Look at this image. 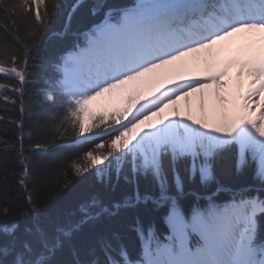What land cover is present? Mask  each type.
Here are the masks:
<instances>
[{
	"label": "snow or ice",
	"instance_id": "obj_1",
	"mask_svg": "<svg viewBox=\"0 0 264 264\" xmlns=\"http://www.w3.org/2000/svg\"><path fill=\"white\" fill-rule=\"evenodd\" d=\"M81 4L82 0L71 4L66 29ZM61 7L62 0H0L4 14L0 27L19 45L14 47L7 40L0 43V74L18 80L15 86L0 84V90L11 89L22 95L30 82L29 61L37 59L32 52L51 30ZM21 22L26 29L23 38L18 34ZM238 34L244 39L242 44L234 50L224 45ZM84 36L82 44L54 65L59 76L54 81L45 80L39 89L42 100L63 106L65 114L56 125L60 136L69 127L77 140L85 142L111 136L112 132L118 134L77 156L69 167L75 176L90 171L104 176L113 170L119 176L125 166L133 176L151 175L158 195L142 197L137 191L135 200L125 203L131 206L151 199L157 206H167L169 229L161 239L151 228L145 232L138 226L141 252L136 260L130 258L123 244L112 256L111 242L102 240L106 250L103 264H264V0H136L130 8L109 9ZM225 54L227 58L221 59ZM161 69H171L174 75L161 73ZM193 93L199 94V117L188 99ZM3 99L11 100L9 96ZM182 99H188L186 113L180 106ZM93 102H103L109 109L100 114L101 123L112 121L97 132L81 115ZM20 107L23 111V99ZM166 109H171V115L165 114ZM14 123L23 127L22 120ZM128 134L132 135L124 139ZM32 147L47 151L50 145L37 142ZM230 150L236 151L238 170L250 161L256 164L255 178L260 184L234 193L222 204L210 194L206 206H196L190 216L186 215L179 202L184 181L177 164L188 161L189 179L199 174L201 183L206 184L213 179L214 160ZM17 156L23 169L18 184L27 193L30 167L23 143ZM166 159L176 196L170 192ZM4 188L0 193V257L14 258L11 262L0 260V264H54L57 251L81 223L109 211L93 199L82 206V221L60 226L55 234L39 226L25 229L36 237L40 245L37 251L31 241L21 242L17 235L16 217L28 218L36 210L31 194L26 196L29 207L17 212L18 197L9 195L6 182ZM113 239L119 241L120 237L114 235ZM86 264L101 262L93 253Z\"/></svg>",
	"mask_w": 264,
	"mask_h": 264
},
{
	"label": "trees",
	"instance_id": "obj_2",
	"mask_svg": "<svg viewBox=\"0 0 264 264\" xmlns=\"http://www.w3.org/2000/svg\"><path fill=\"white\" fill-rule=\"evenodd\" d=\"M73 2L74 0H62V7L53 18L51 30L43 39H40L37 51L32 52V56L37 59L29 61L30 82L25 86L22 95L11 89L0 90V117H2L0 119V193L5 191L6 182L9 195L18 197L20 207L16 209L17 212L29 207L26 196L28 193L31 194L37 206L36 210L31 212L28 218L16 217V222L19 224L17 235L21 242L31 241L33 248L37 251L40 250V245L36 237L26 233L25 229H35L39 226L48 233L55 234L60 226L82 221L81 208L93 199L109 210L96 219L81 223L79 229L65 241L64 247L57 251L53 258L54 264H77V261L86 264L93 259V253L103 264L106 259V250L100 243L102 240L111 242L114 249L111 252L112 256L117 255L116 250L119 249L120 244H123L130 258L136 260L141 252V238L137 234L138 226L145 232L151 228L161 239H164L169 231L165 219L167 206H157L151 199L141 200L131 206L125 203L135 200L137 191L142 197L146 194L152 197L157 196L159 189L155 180L151 175L133 176L128 166H125L119 176L114 170L104 176H98L95 171H90L83 176H75L69 167L71 161L94 148L96 144L101 142L106 144L118 133L112 132L111 136L94 137L87 142L77 140L71 127L65 135H58L56 125L65 114L64 108L59 104L44 102L43 93L39 91L44 87L45 80L54 81L58 78L59 74L54 65L59 62V58L77 44H82L85 39L84 34L93 25L99 23L109 9L122 10L124 7L135 4L136 0H82L81 6L73 14L66 29L68 12ZM94 9H98L95 14H93ZM3 15L0 11V16ZM18 34L22 38L26 35L22 22ZM37 37L39 38V33ZM5 40L10 45L19 47L13 36L0 27V43ZM19 57L23 62L22 48H20ZM2 58L0 56V59ZM0 84L15 86L18 85V80L0 74ZM3 96H9L11 100L5 101ZM21 99L25 101L23 111L20 107ZM30 100L37 103H30ZM107 111L109 110L96 111L89 107L81 115L85 123L93 126V132H97L103 129L105 124L112 123L111 120L101 123L100 114ZM15 120H22L23 127H18L14 123ZM61 131L64 129L61 128ZM37 142H48L50 147L47 151L36 150L32 145ZM21 143H23L30 167V176L26 179L27 193H24L18 184L19 173L23 170L17 156ZM236 161L235 150L226 151L216 158L213 164V179L206 184L201 183L199 174L195 179H189L188 161L183 160L177 164V170L184 181V194L179 197V202L186 215L190 216L192 209L196 206H206L210 194H213L216 203L222 204L227 202L234 193L260 184L255 178L256 164L254 162L250 161L246 167L238 170ZM165 168L170 192L176 196L171 165L167 159ZM2 203L3 200L0 199V204ZM117 205L120 207L117 208ZM11 222L12 220L9 219V223ZM261 224L264 225V218H261ZM114 235H118L120 240L113 239ZM13 258V255H8L0 257V260L6 259L11 262Z\"/></svg>",
	"mask_w": 264,
	"mask_h": 264
},
{
	"label": "bare ground",
	"instance_id": "obj_3",
	"mask_svg": "<svg viewBox=\"0 0 264 264\" xmlns=\"http://www.w3.org/2000/svg\"><path fill=\"white\" fill-rule=\"evenodd\" d=\"M244 42V39L242 36H240L239 34L235 37H231V38H228L227 41L223 42L225 46L231 48V49H235L236 45L238 44H242ZM227 58V54H225L224 56L221 57V59H226ZM159 72L161 73H164L166 75H174V71L171 70V69H161V70H158ZM193 72L196 71L195 67L193 66V69H192ZM152 74H149V77L151 76ZM149 77H145V80H147ZM232 77L233 79L235 78V69L232 70ZM226 79H228V77H226ZM247 74H245V77H244V80H245V87L247 85ZM191 100V103H192V106H193V113L194 115H196L197 117L200 116V108H199V94L197 93H193L192 96L190 98H188ZM188 99H182L180 101V106L181 108L185 111H187V103H188ZM206 101H208V104H209V110H211V101L209 99V97L206 95ZM165 114L166 115H171V109H166L165 110ZM158 120V117L157 118H153V122L157 121ZM147 124V122H146ZM135 131H138V130H134Z\"/></svg>",
	"mask_w": 264,
	"mask_h": 264
},
{
	"label": "rangeland",
	"instance_id": "obj_4",
	"mask_svg": "<svg viewBox=\"0 0 264 264\" xmlns=\"http://www.w3.org/2000/svg\"><path fill=\"white\" fill-rule=\"evenodd\" d=\"M89 107L93 108L96 111H103L107 107L103 106V102H93ZM132 134H128L126 138L128 139Z\"/></svg>",
	"mask_w": 264,
	"mask_h": 264
}]
</instances>
